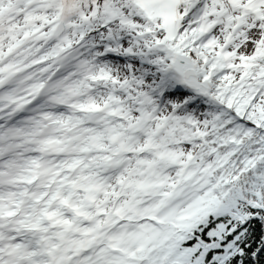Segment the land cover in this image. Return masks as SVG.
Segmentation results:
<instances>
[{"label": "snow or ice", "instance_id": "1", "mask_svg": "<svg viewBox=\"0 0 264 264\" xmlns=\"http://www.w3.org/2000/svg\"><path fill=\"white\" fill-rule=\"evenodd\" d=\"M0 264H264V0H0Z\"/></svg>", "mask_w": 264, "mask_h": 264}]
</instances>
